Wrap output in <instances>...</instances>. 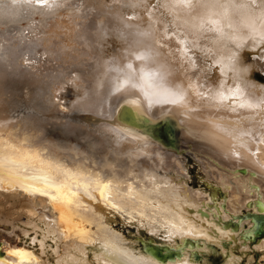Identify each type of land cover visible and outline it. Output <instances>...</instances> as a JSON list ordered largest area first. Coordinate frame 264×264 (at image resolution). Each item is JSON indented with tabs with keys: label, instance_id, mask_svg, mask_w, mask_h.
Listing matches in <instances>:
<instances>
[{
	"label": "bare ground",
	"instance_id": "6f19581e",
	"mask_svg": "<svg viewBox=\"0 0 264 264\" xmlns=\"http://www.w3.org/2000/svg\"><path fill=\"white\" fill-rule=\"evenodd\" d=\"M190 3L0 0V222L33 235L1 240L0 264H93L88 249L104 264H198L185 248L235 242L248 206L264 236V0ZM129 63L145 91L182 100L149 107L139 88L117 90ZM141 72L157 75L146 85ZM221 92L229 98L213 99ZM122 105L198 152L191 164L224 198L193 190L181 153L121 123ZM131 221L166 239L151 248L160 257L127 250L114 224Z\"/></svg>",
	"mask_w": 264,
	"mask_h": 264
},
{
	"label": "rangeland",
	"instance_id": "374dc122",
	"mask_svg": "<svg viewBox=\"0 0 264 264\" xmlns=\"http://www.w3.org/2000/svg\"><path fill=\"white\" fill-rule=\"evenodd\" d=\"M254 58H256V57H254ZM179 142L176 145V147L178 145H180ZM177 152L178 153H184V154L193 153L197 158H199V156L197 155L198 152L191 151L190 148H186L185 147V144H184V146L181 149H177ZM185 161H186L187 165L192 168V172H189V176L192 177V179H193L192 181H193V183L195 185L199 182V180L197 178H200V177H201V181L207 182V183L208 182L209 183H212L210 180H208V178H207V176H206L205 173L203 174V176H202V174L198 175L197 169L199 167L198 166L196 167V166H194V164H191L192 161H193V159L191 158V156L189 154L186 156V160ZM209 169H213V168H209ZM207 170H208V168H207ZM201 188H205V187L202 185ZM231 219H233V218H230V220ZM226 221H228V220H226ZM231 221H233V220H231ZM25 223H26V220H24L23 222H17L16 225H18V226H20L21 228L24 229V228H26ZM41 223H43V222H39L40 225H42ZM46 229L47 228L44 225V230H46ZM12 230H13V227L11 225L4 224V223H1L0 222V241L3 240V239H5V241H3V242H7V243H10V241H14V242L15 241H18V242H22V243H29L31 237L25 238L23 236V234H21V237H17L16 238L15 235H10L9 232L12 231ZM39 234H40L39 237H41V238H42V236H45V233L43 231H39ZM263 237H256V241L261 240ZM20 238H22V239H20ZM41 238H39V239H41ZM54 240L53 239H50V238L46 239V241L50 243V244H47V246L50 247V245H52L53 248H54L57 244H59L60 245V248H61L60 242H55ZM256 241H254V243ZM50 251H51L50 252L51 254L48 253V256L50 257L51 260H55L54 259V258H56L55 257V254L53 253V251L51 249H50ZM220 251H221V249H220ZM234 251L238 255L241 254V256L244 257L243 261L240 264H264V249H259L255 245H252L251 246V249L250 248L244 249V248H242L239 245L238 248H234ZM250 251H252L253 253H251ZM246 253H249V254L246 256ZM221 254H222V251H221ZM206 256L210 260V262L208 264H223V257L219 254V252L208 253V254H206ZM93 263L94 264H102V262H100V261L98 262L97 260H95V262L93 261ZM237 264H239V263H237Z\"/></svg>",
	"mask_w": 264,
	"mask_h": 264
},
{
	"label": "snow or ice",
	"instance_id": "6c2138e0",
	"mask_svg": "<svg viewBox=\"0 0 264 264\" xmlns=\"http://www.w3.org/2000/svg\"><path fill=\"white\" fill-rule=\"evenodd\" d=\"M13 2H19V0H13ZM24 2L26 3H33L34 0H24ZM35 2L39 3L41 2V0H35ZM50 6V5H49ZM177 7H190L191 3L190 0H177ZM136 59H144V57L142 56H137ZM127 69L128 72L125 73L124 76V80H123V85L122 84H117L116 88L117 90H119L121 87H123L124 85H130L132 88H139L140 91L145 95L146 98H148L149 100V107L152 106L153 103H177L178 100H182V95L173 99L172 97H174L176 94L172 93L170 91L164 90L162 93L161 92H156V91H145L144 87L141 84L135 83L134 82V78L136 77V73L133 70V65L131 63H129L127 65ZM156 73L155 72H141L140 76H139V80L143 81V84H150V82L152 80L155 79L156 77ZM233 96L236 95V93H232ZM229 97H226L222 92L218 93L217 96L213 97V99H217L219 101H224L226 99H228ZM259 104H264V100H261L259 102ZM258 104H253L247 101H242L239 105L240 108H255L258 107ZM235 110V109H233ZM125 119H129V120H135L137 119V114L135 112L132 111H128L125 114ZM104 187H109L107 184L104 185ZM57 191H59V187H57L56 189ZM52 199H55V196L51 197Z\"/></svg>",
	"mask_w": 264,
	"mask_h": 264
},
{
	"label": "water",
	"instance_id": "95a60500",
	"mask_svg": "<svg viewBox=\"0 0 264 264\" xmlns=\"http://www.w3.org/2000/svg\"><path fill=\"white\" fill-rule=\"evenodd\" d=\"M128 111H132V109L130 107H128L127 105L121 106V110L118 114V118L120 117L121 123L126 124V125H130L129 123L135 124L136 126L134 125V127H136L137 129H139L141 131L142 130L146 131V133L151 136L152 142L161 145L166 150H172V151L176 152L177 149H181L184 146L185 143H183L182 139L179 142L180 145H178L177 147L174 143L169 144V140H168L169 135L166 132V127L161 125L160 122H158L157 125H151L152 128H147L144 126L145 123H142L141 121H138L137 119H135V120L125 119L124 118L125 114ZM115 115H117V114H115ZM138 125H140L141 128L138 127ZM195 186H197V184ZM219 194H220V196L222 195L220 192H219ZM249 216H250V214L248 215V217ZM257 216H259V215H257ZM255 219H256V217H255ZM257 223L259 224V222H257ZM152 247H156V246H152ZM152 247H149L148 250L152 251V249H151ZM159 248H161V247H159Z\"/></svg>",
	"mask_w": 264,
	"mask_h": 264
}]
</instances>
